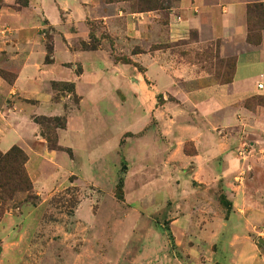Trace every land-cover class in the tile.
I'll list each match as a JSON object with an SVG mask.
<instances>
[{
	"label": "crops",
	"instance_id": "0c3cea01",
	"mask_svg": "<svg viewBox=\"0 0 264 264\" xmlns=\"http://www.w3.org/2000/svg\"><path fill=\"white\" fill-rule=\"evenodd\" d=\"M28 2L27 7L14 11L11 7L16 0H0V33H9L6 40L5 37L0 39V55L6 68L14 71L15 75L11 85L0 77V94L6 97L2 99L0 96V104L4 102L5 105L10 99L14 101L13 107L25 105L21 110L28 104L18 97L34 99L51 110L35 115L69 116L65 128L57 131L58 142L64 148L69 147L74 155L76 151L81 153L89 170L104 169L105 159L103 161L102 158L110 154L108 150L116 154L118 138H121V158L127 161L128 174L138 172L139 189L168 191L164 200L170 207V228L178 248L181 246L178 240L184 238L185 253L190 254L188 261L195 260V264L264 262V251H259V246L249 237L252 230L264 223V164L254 149L247 150L243 157L238 153L248 144L251 135L260 140L264 137V107L248 109L243 106V102L253 96H264V33L259 47L236 49L245 40L243 24L247 4L264 0H178L176 9L168 12L169 25L162 27L167 31L177 16L179 24L176 26L184 31L195 30L202 35L207 29L211 38L223 40L226 49L235 53L232 78L228 83L191 88L188 83L168 76L162 63L157 61V54L134 53L132 59L146 67L145 74L158 85H155L156 90L142 86L139 71L129 65L114 64L107 56L101 62L96 51L73 48V41L81 37L76 32L72 34L62 28L63 40L53 43L52 62L49 63H44V43L26 35L36 23L27 17L28 11L44 13L49 23L56 22L60 26L57 20L60 11L83 19L85 5L95 7L99 0ZM174 12L179 15H174ZM159 13L162 11L142 12L125 18L120 12L118 16L123 18V29L127 35L140 39L150 36L149 40L153 41L155 20L162 15ZM77 67L82 70L78 74L75 72ZM96 71L103 75L96 78ZM117 71L124 75V81L120 78L118 83L126 85L124 91L127 95L120 104L119 121L115 120L113 125L112 110L104 98L113 85L112 75ZM52 82L72 83L81 97L80 102L83 100L80 85L86 86L92 109L88 106L89 115L84 120L77 116L81 115L80 105L79 109L68 108L66 111L64 102L51 103ZM258 82H262L263 88H257ZM38 85H44L46 93L35 98L28 93L32 89H27V86ZM157 93H168L176 100L157 104ZM130 107L136 108V118L132 113L130 115ZM30 115L26 118L18 115L20 120L16 127L0 137V150L5 152L13 145L19 146L27 153L26 168L34 186L43 190L45 183L51 181L53 187H48V191L58 189L68 183V174L74 173L69 172L61 183L56 184V179L49 172L41 176L37 164L46 158L54 162L60 152L39 153L32 149L30 142L37 137L38 126L29 121ZM23 123L32 126L28 137L20 133L19 126ZM103 131L107 132L105 138ZM111 137L110 145L108 140ZM72 139H79V146L68 141ZM32 155L41 160L32 163ZM133 156L137 163L142 164L141 168L134 169ZM53 165L59 169L58 165ZM79 181L100 186L91 179L79 177ZM127 187L126 183L125 189ZM219 189L228 200H232L233 210L228 218L221 208L211 210V214L208 211V200L215 202ZM86 200L91 199H83ZM83 201L75 210L78 219L76 213ZM88 207L91 210L89 204ZM144 215L150 218L151 214L144 212ZM221 250L231 255L221 258L218 254ZM202 254H205V262Z\"/></svg>",
	"mask_w": 264,
	"mask_h": 264
},
{
	"label": "rangeland",
	"instance_id": "374dc122",
	"mask_svg": "<svg viewBox=\"0 0 264 264\" xmlns=\"http://www.w3.org/2000/svg\"><path fill=\"white\" fill-rule=\"evenodd\" d=\"M28 1L16 0V4L11 8L17 11L27 7ZM99 1L95 7L88 8L89 6L85 5L86 13L83 19L60 11L57 14L60 26L56 25V22L49 23L44 18V13L27 12L30 21L36 23L26 35L40 39L44 43L46 51L44 63L52 62L53 43L63 40L64 27L65 31L72 34L76 32L81 36L73 41V48L81 51H96L101 62L106 60L107 56L114 64L129 65L139 71V80L147 90H156L155 85L157 87L158 85L145 74L146 67L132 59L131 55L134 53L157 54V61L162 63L167 75L173 76L182 83H188L191 88L230 82L235 53H232L234 50L226 49L227 45L223 40L211 38L207 29L202 35L195 30L184 31L176 26L179 24L177 16L173 18L172 25L170 28L168 26L167 31L162 27L169 23L168 12L176 9L178 0L165 5L163 9L151 11H139L135 0ZM154 11H162L159 13L162 15L159 20H155L156 31L154 30L153 41L149 40L150 36L140 39L127 35L123 29V18L121 15L118 16L122 12L125 18H132L137 16V13ZM174 13L179 15L177 12ZM243 25L245 40L236 49L259 47L264 33V2L247 4ZM8 35L7 32L0 33V39L5 37L6 40ZM2 59L4 58L0 55V77L11 85L15 76L14 71L7 69ZM81 71L80 67L75 68L77 74ZM201 74L203 77H200ZM99 75L103 74L96 71V78ZM120 78L124 81L122 73L119 71L113 73V85L109 87L110 91L107 90L104 98L112 110L113 125L115 120L119 121L120 104L125 101L127 95L124 91L126 85L118 83L121 81ZM128 85H131L130 81ZM27 89H32L28 93L35 98L46 93L44 85L27 86ZM80 91L83 96L81 102L74 85L73 89L70 85L59 86L51 92V103L64 102L66 111L68 108L79 109L80 105L81 115L77 116L84 120L89 115L88 106L92 109V105L84 84L80 85ZM0 96L6 99L5 96L1 94ZM259 96L261 95L253 96L255 99L251 97L245 100L243 106L248 109H254L256 106L264 107V99H256ZM155 98L157 104L176 100L168 93L166 95L157 93ZM18 99H22L21 101L27 102L28 105L20 110L25 105L13 107L14 101L10 99H7L8 104L4 105V102L0 104V137L16 127L20 120L19 114L26 118L34 113L30 115L29 121L34 123V118H37L43 126L37 124V137L30 142V146L39 153L50 151L42 135L52 130L53 125L49 118L54 116L35 114L51 110L34 99L26 100L21 97ZM129 100L131 106V99ZM131 113L136 118L135 107H130V115ZM56 117H65L67 120L69 116ZM19 127L22 136H30L31 124L23 123ZM104 131L102 134L105 138L107 132ZM68 141L79 146V139ZM112 141L113 137L108 143L111 145ZM120 142L121 138H118L116 154L108 150L110 154L102 158L105 159V168L103 167L102 170L96 168L89 170L87 165H84L83 155L78 151L74 155L71 149V156L66 151H56L60 153L54 162L47 158L44 162L39 161L37 165L41 176L49 172L51 177L56 179L55 184L61 183L69 172L74 173L68 174L66 185L50 191L48 187H53L51 181L45 183L43 190L34 186L21 154L13 152L5 158V170L0 173V264H195V260L188 261L190 254L185 253L187 247L183 244L184 238L178 240L181 244L178 248L176 238L172 234L168 214L170 207L164 200L168 196V191L153 192L151 188L139 189L140 176L136 171L128 174L127 161L120 155ZM247 143L246 150L254 149V153L259 158L264 155V137L260 140L251 135ZM5 152L0 150V157ZM23 152L27 156L24 150ZM31 159L32 163H35L40 158L32 155ZM133 160L134 169L141 168L142 164L137 163L135 156ZM53 164L58 165L59 169L56 170ZM79 177L95 180L100 186L82 183ZM42 181L43 178L40 179L41 185H43ZM126 183L127 189H125ZM216 196L215 202L208 200L209 213H212L211 210L218 211L221 208L224 216L230 217L233 210L232 200L227 199L222 189L217 191ZM85 198L91 200L85 202L83 201ZM81 201L83 202L76 213L78 219L75 210ZM144 212L151 214L150 218L146 217ZM263 230L264 223L252 230L249 236L251 241L259 246V251H264V243H259L260 239L264 241L263 237H259V233ZM218 254L221 258L231 255L223 250ZM202 257L203 261L206 260L205 254H202ZM260 259L262 260L261 257Z\"/></svg>",
	"mask_w": 264,
	"mask_h": 264
},
{
	"label": "trees",
	"instance_id": "16d2710c",
	"mask_svg": "<svg viewBox=\"0 0 264 264\" xmlns=\"http://www.w3.org/2000/svg\"><path fill=\"white\" fill-rule=\"evenodd\" d=\"M172 1L175 0H135L136 5L139 7V11H151V10H159L165 8V5L170 4ZM70 85L71 88L73 89L72 84L68 83H58V82H52L51 86L52 89H56L59 86H68ZM255 99V97H253ZM256 99L258 100H263L264 98L262 96L257 97ZM49 121L52 122L53 128L52 130H48L46 133L42 135V137L46 140V143L49 147L50 150L54 151H66L68 154L71 156V151L68 148H63L58 144V139H57V134L56 131L58 129H63L66 125V119L65 117H53L49 118ZM34 122L38 124L39 126H43V124L37 119L34 118ZM13 152H18L23 156V161L24 164L27 161V156L17 146H13L8 152H5L4 154L1 155L0 157V173H2L5 170V163H6V157L9 156L10 153Z\"/></svg>",
	"mask_w": 264,
	"mask_h": 264
},
{
	"label": "built area",
	"instance_id": "2783aa9c",
	"mask_svg": "<svg viewBox=\"0 0 264 264\" xmlns=\"http://www.w3.org/2000/svg\"><path fill=\"white\" fill-rule=\"evenodd\" d=\"M257 88L258 89L263 88L262 82H258L257 83ZM247 152L248 151L246 150L245 147L240 148L239 151H238L239 155L242 156V157L245 156ZM261 162H262V164H264V155H262V157H261ZM259 237H261V238L264 237V230L259 233Z\"/></svg>",
	"mask_w": 264,
	"mask_h": 264
},
{
	"label": "water",
	"instance_id": "95a60500",
	"mask_svg": "<svg viewBox=\"0 0 264 264\" xmlns=\"http://www.w3.org/2000/svg\"><path fill=\"white\" fill-rule=\"evenodd\" d=\"M259 243H262V244H263V243H264V241H263L262 239H260V240H259Z\"/></svg>",
	"mask_w": 264,
	"mask_h": 264
}]
</instances>
